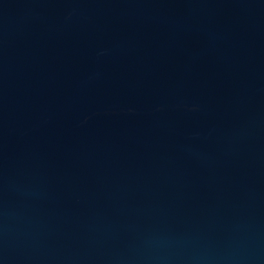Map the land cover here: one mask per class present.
<instances>
[{
	"label": "water",
	"instance_id": "water-1",
	"mask_svg": "<svg viewBox=\"0 0 264 264\" xmlns=\"http://www.w3.org/2000/svg\"><path fill=\"white\" fill-rule=\"evenodd\" d=\"M0 264H264V0H0Z\"/></svg>",
	"mask_w": 264,
	"mask_h": 264
}]
</instances>
